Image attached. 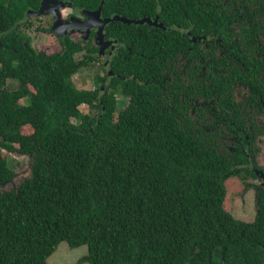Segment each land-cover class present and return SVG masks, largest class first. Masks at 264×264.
<instances>
[{"label": "trees", "instance_id": "16d2710c", "mask_svg": "<svg viewBox=\"0 0 264 264\" xmlns=\"http://www.w3.org/2000/svg\"><path fill=\"white\" fill-rule=\"evenodd\" d=\"M196 4V35H216L227 54L246 52L250 72L241 73L228 55L197 47L193 55L211 60L212 69L226 61L232 72L198 79L197 91L221 96L231 108L230 87L253 83L264 0ZM20 15L0 7V188L15 176L2 151L28 156L32 166L17 188L0 190V264H48L62 242L86 245L81 262L89 264H264V188L253 221L233 216L227 189L236 172L233 154L203 135L188 116V90H174L165 75L177 71L184 82L174 58L188 41L121 27L119 37L150 58L116 56L112 82L105 72L96 75L94 90H83L73 77L98 60L76 58L81 47L70 40L52 54L36 49L15 29ZM10 80L19 85L9 89ZM116 95L131 97L128 105ZM239 109L231 110L238 120Z\"/></svg>", "mask_w": 264, "mask_h": 264}, {"label": "flooded vegetation", "instance_id": "af4514ba", "mask_svg": "<svg viewBox=\"0 0 264 264\" xmlns=\"http://www.w3.org/2000/svg\"><path fill=\"white\" fill-rule=\"evenodd\" d=\"M206 1L0 0V7L5 11L21 14L14 26L17 31L20 29L28 36L31 44L32 38L29 31L32 29H39L36 32L53 35L61 48L62 40H70L77 44L81 49L76 51V58L98 60L97 63L105 66L106 70L104 71L107 74L110 72V83L116 76L111 69L116 56H120V59L134 58L136 55H141L144 59L150 58L144 52L136 51L130 42H124L119 37L121 27H148L150 30L158 31L159 34L174 33L178 38L177 43L179 39L183 43L188 41L185 47L182 46L178 56L174 58L184 82L177 78L179 74L177 71H175V77L171 76L170 71L165 75L169 77L174 90L180 89L179 93L182 94L188 90L186 96L188 116L219 151L233 154L234 159L232 160V157L230 159L232 162L230 171L236 172L233 173L232 178H237L242 182L247 178L251 179V182L244 184L243 188L245 191L253 188L256 196L259 187L264 188V37L258 38V45H256V51L252 54L250 62L252 67L251 82L253 83L243 85L238 82L230 87L233 91L232 98L235 101L232 102L233 107L228 108L221 96H219L221 99L218 100L216 96L199 95L197 90L201 84L197 83L198 79L203 78L208 82L210 74H227L232 70L225 69L226 61L222 58L215 62L213 69L211 60L207 64L202 61V65L201 61L195 60L196 56H193L196 47L200 53L202 49H205L214 51L219 57L227 55L233 57L238 67L234 71L241 73L247 70L250 72L243 60L246 58V52L239 48L238 53L227 54L221 39L216 35L195 34L194 8L197 7L196 3ZM254 7H260V4H256ZM40 11L43 13L38 15ZM240 17L242 16L239 15L238 18ZM39 23H43L45 26H37ZM231 23L236 27L235 23L241 24L243 21L238 20ZM54 27L57 29L56 32ZM195 65L199 68L198 71H196ZM186 67L188 68L186 69ZM166 77L160 79V82H164ZM120 96L123 95H116L117 100H123L125 105L122 106L126 107L131 97H124L128 99L127 102L124 98L120 99ZM221 101L223 104H220ZM232 108L240 110L239 120L231 113ZM240 123H243L245 127L240 126ZM238 155L242 157L241 160L236 159ZM249 171L254 174L253 177L248 175ZM252 180L255 181V184Z\"/></svg>", "mask_w": 264, "mask_h": 264}, {"label": "rangeland", "instance_id": "374dc122", "mask_svg": "<svg viewBox=\"0 0 264 264\" xmlns=\"http://www.w3.org/2000/svg\"><path fill=\"white\" fill-rule=\"evenodd\" d=\"M37 26L44 27L45 25L43 23H39ZM29 33L32 38V45L36 47V49L38 48L39 50L48 54H52L60 50L59 42L53 35L46 32L39 33L36 32L35 29L30 30ZM100 64L94 62V66L92 65V67L89 69L81 70L73 77L75 84L79 89H95L94 79L96 75H106ZM108 75L110 76V72H108ZM7 85L9 89H13L19 84L16 80H10ZM104 88L105 87L101 86L102 91ZM122 98H124V96H120V99ZM125 100L127 101V99ZM119 105L121 106L125 104L121 102ZM82 110L85 111L86 108L82 107ZM2 153L6 156L9 166L14 171L15 176L11 181L4 184L0 190L4 191L11 190L13 188L15 189L23 182V180L30 176L32 159L28 156H22L19 153L8 154L5 151H2ZM261 162H263V160H261ZM247 182H251V179L247 178L242 182L237 178H231L227 182L228 205L234 217L246 222H251L255 219L257 206L254 189L249 188L247 191H245L243 188L244 184ZM252 182L255 184L254 180H252ZM87 253L88 248L86 245L71 248L65 242H62L58 245L55 252L48 258V264H89L88 262H81Z\"/></svg>", "mask_w": 264, "mask_h": 264}, {"label": "water", "instance_id": "95a60500", "mask_svg": "<svg viewBox=\"0 0 264 264\" xmlns=\"http://www.w3.org/2000/svg\"><path fill=\"white\" fill-rule=\"evenodd\" d=\"M42 13H43V12L40 11V12H38V15H41ZM107 21H110V20H107ZM107 21H106V22H107ZM130 22H132V21H130ZM138 23H141V22H138ZM54 29H55V27H54ZM56 30H57V29H55V32H56ZM15 91H16V90H15Z\"/></svg>", "mask_w": 264, "mask_h": 264}]
</instances>
